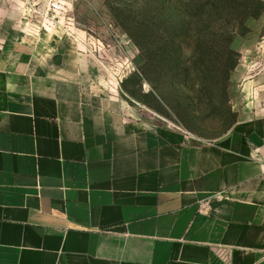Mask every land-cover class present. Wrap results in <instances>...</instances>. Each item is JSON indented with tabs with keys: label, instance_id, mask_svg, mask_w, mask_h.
Returning a JSON list of instances; mask_svg holds the SVG:
<instances>
[{
	"label": "crops",
	"instance_id": "0c3cea01",
	"mask_svg": "<svg viewBox=\"0 0 264 264\" xmlns=\"http://www.w3.org/2000/svg\"><path fill=\"white\" fill-rule=\"evenodd\" d=\"M2 12L0 264H264V116L195 142Z\"/></svg>",
	"mask_w": 264,
	"mask_h": 264
},
{
	"label": "rangeland",
	"instance_id": "374dc122",
	"mask_svg": "<svg viewBox=\"0 0 264 264\" xmlns=\"http://www.w3.org/2000/svg\"><path fill=\"white\" fill-rule=\"evenodd\" d=\"M152 2L78 0L70 11L71 21L65 23L67 32L57 34L70 38L91 57L97 81L117 90L136 114L179 128L195 142H219L239 120L264 116V14L249 20V33L234 40L232 48L241 60L229 80L228 101L215 90L213 105L208 106L199 100L202 89L197 83L187 84L185 75H177L172 67L162 71L158 60L153 68L148 66V52L136 42V27L139 13L150 10ZM2 11L20 14V0H0L3 21ZM15 13L11 27L18 21L14 29L22 33L26 21H19ZM158 43L153 41V50Z\"/></svg>",
	"mask_w": 264,
	"mask_h": 264
},
{
	"label": "trees",
	"instance_id": "16d2710c",
	"mask_svg": "<svg viewBox=\"0 0 264 264\" xmlns=\"http://www.w3.org/2000/svg\"><path fill=\"white\" fill-rule=\"evenodd\" d=\"M153 2L150 10H141L136 27V42L147 50L148 66L153 68L158 60L162 71L172 67L177 75H185L187 84L201 87L199 100L208 106L213 105L216 91L226 103L231 74L241 60L232 45L237 36L249 33V20L264 14V0Z\"/></svg>",
	"mask_w": 264,
	"mask_h": 264
},
{
	"label": "built area",
	"instance_id": "2783aa9c",
	"mask_svg": "<svg viewBox=\"0 0 264 264\" xmlns=\"http://www.w3.org/2000/svg\"><path fill=\"white\" fill-rule=\"evenodd\" d=\"M78 0H20L22 20L26 27L38 33L65 31L66 21H71L70 11ZM26 29V28H25ZM209 203L203 205V210Z\"/></svg>",
	"mask_w": 264,
	"mask_h": 264
}]
</instances>
